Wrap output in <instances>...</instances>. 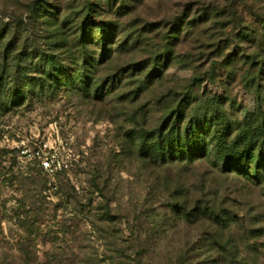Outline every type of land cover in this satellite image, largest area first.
Returning a JSON list of instances; mask_svg holds the SVG:
<instances>
[{"label": "rangeland", "instance_id": "obj_1", "mask_svg": "<svg viewBox=\"0 0 264 264\" xmlns=\"http://www.w3.org/2000/svg\"><path fill=\"white\" fill-rule=\"evenodd\" d=\"M87 3L95 22L81 30ZM100 22L109 51L94 76L117 74L114 86L104 82L110 92L60 87L0 115V264H120L128 255L142 264H227L208 245L212 235L236 245L242 264H264V182L221 171L212 154L155 165L136 147L139 131L172 109L183 124L208 109L232 124L255 110L264 0H0V70L14 81L38 76L36 55L74 69L83 45L87 62L99 59ZM154 62L160 72L145 83ZM48 152L64 165L61 182L41 169ZM177 200L204 210L178 218ZM105 210L109 221L98 219Z\"/></svg>", "mask_w": 264, "mask_h": 264}, {"label": "trees", "instance_id": "obj_2", "mask_svg": "<svg viewBox=\"0 0 264 264\" xmlns=\"http://www.w3.org/2000/svg\"><path fill=\"white\" fill-rule=\"evenodd\" d=\"M87 4L88 11L84 17L83 25L80 28L81 30L85 28L88 21L95 22L90 14L93 11V4ZM109 25L111 24H107L108 28H110ZM104 27L101 22L95 25V28L100 33L98 45L102 49L99 59L92 57L90 63L86 61L88 49L83 45L82 54L73 59L74 67L72 68L74 69L65 68L57 61H54L53 58L36 55L35 58H38V61L35 63L30 62V70L40 75L30 76L24 73L20 78L16 79L17 81H14L8 75L5 65H3L0 70V115L9 113L15 107L22 105L26 99L31 97H44L60 87L80 88L86 95L92 94L97 97H101L104 93L110 92V89L103 90L104 82H111L109 87L114 86V81L118 75L114 74L102 79L94 76L97 68L95 64H101L108 56L107 51L109 49L105 47L107 33ZM165 58L167 60L168 55H165ZM79 59L82 63H79ZM156 64L154 62L151 69L146 72L145 79L143 80L145 83H150L152 78L158 76L160 70L156 67ZM87 65L90 66L91 70L86 67ZM136 66L137 64L130 66L132 67V71L129 72V77L135 73H133V70H136ZM262 71L263 68L261 67L258 73ZM255 93V110L253 112H244L241 119L235 121L234 124L227 119L223 111H218L217 109L198 111L197 114L191 115L184 124L181 121V110H170L173 116L169 118L168 115L163 118L160 121L161 123L153 130L139 131L136 145L138 155L155 165H164L191 163L197 158L212 154L211 159L208 160L221 171L232 172L248 182L263 183L264 94L257 88H255ZM55 175H57L58 181L61 182L60 178L62 177V173L56 172ZM45 189L43 183H41L37 191L39 200L42 202H44V196L41 192ZM170 207L175 215L178 214V218L183 217L185 220H189L193 211L204 210H199V206L189 209L186 201L183 202L180 200L170 203ZM110 218V212L105 210L99 215L98 219L101 221H109ZM209 218L218 221L219 215L211 212ZM224 219L220 218V220ZM226 224L225 226H229L230 222ZM208 243L212 249L217 250V247H219L225 252L219 251V255L221 254L224 258L227 257V264H242V261L237 256L238 251L236 245L230 244L228 241L223 242L217 235H212ZM232 248L235 249V254L232 252ZM126 258L120 264H142V261L137 260V257L134 255H128ZM58 259L60 261L69 260L63 257H59ZM96 262L97 264H108L106 261L101 260ZM25 264H29V262ZM34 264H50V261L47 259L45 263L35 262ZM77 264L96 263L91 259L89 261L79 259Z\"/></svg>", "mask_w": 264, "mask_h": 264}, {"label": "built area", "instance_id": "obj_3", "mask_svg": "<svg viewBox=\"0 0 264 264\" xmlns=\"http://www.w3.org/2000/svg\"><path fill=\"white\" fill-rule=\"evenodd\" d=\"M36 153L39 154V152ZM53 156L54 154H50L48 152L40 160L41 169L51 174H55L56 172H58V170L62 169V166H64V165L60 166L59 163L58 165H55Z\"/></svg>", "mask_w": 264, "mask_h": 264}]
</instances>
